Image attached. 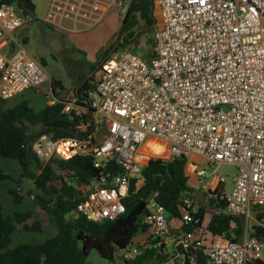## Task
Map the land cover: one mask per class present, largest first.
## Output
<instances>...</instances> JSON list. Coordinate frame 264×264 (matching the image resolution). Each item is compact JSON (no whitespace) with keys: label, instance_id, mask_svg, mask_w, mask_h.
Masks as SVG:
<instances>
[{"label":"built area","instance_id":"obj_1","mask_svg":"<svg viewBox=\"0 0 264 264\" xmlns=\"http://www.w3.org/2000/svg\"><path fill=\"white\" fill-rule=\"evenodd\" d=\"M155 1L162 27L150 56L132 50L111 54L81 102L74 93L56 96L43 62L15 37L34 16L16 3H0V98L10 101L47 84L49 104L62 103L70 134L37 130V156L80 154L91 156L101 169L111 162L120 166L119 172H103L93 181L74 215L97 222L116 219L126 210L132 182L137 188L144 183L142 170L150 159L185 158L186 168L199 179L197 187L210 193L225 186L227 176L207 167L237 166L226 212L250 223L255 219L264 229V217L256 218L264 210V0ZM61 2L66 10L71 0ZM150 137L163 144L166 155L142 152ZM148 207L146 238L123 248L124 260L139 254V245L153 242L175 252L170 263L198 264V249L207 264L264 260V238L251 234L252 223L240 241L214 234L205 244L193 198H184L181 226L172 238L166 208L154 198Z\"/></svg>","mask_w":264,"mask_h":264},{"label":"trees","instance_id":"obj_2","mask_svg":"<svg viewBox=\"0 0 264 264\" xmlns=\"http://www.w3.org/2000/svg\"><path fill=\"white\" fill-rule=\"evenodd\" d=\"M0 3H16L25 13L35 18L36 6L33 0H0ZM137 14L148 25L156 22L153 0H131L121 30L129 31L137 21ZM26 43L25 40H23ZM151 54V53H150ZM150 56V55H149ZM108 58L99 61L102 67ZM45 65V60L43 59ZM97 67V66H96ZM99 69H97L99 71ZM96 77L81 81L74 95L79 102L86 90L95 85ZM52 87L56 96L65 87L61 80L52 78ZM8 100L0 98V161H15L22 169L21 176L32 180L35 188L34 202L47 212L58 228V234L42 242H20L11 247L13 236L22 225L26 230H42L41 222L33 220L30 209L17 210L7 214L2 200V189L8 180L14 177L0 166V264H90L88 257L95 249L103 258L115 262V252L134 242L136 237L149 230L144 216L149 213V200L154 198L162 204L169 215V221L180 220L181 205L185 197L193 198L197 209L196 216L204 226L205 244L214 234H225L233 240H242L245 234V219L226 212L227 192L221 185L214 192L195 189L189 184L185 158L150 159L143 167L144 183L137 188L132 182L129 195L124 199L126 210L113 220L101 222L88 219L85 215H74L79 203L86 199L94 180L102 177L103 172L111 175L120 171L116 162L108 168L97 167L91 156L76 154L69 158L51 157L41 160L33 149V140L37 130L53 133L56 136L70 134L71 122L62 112V103L47 105L36 111L28 100H21L14 106H6ZM17 187L8 189L13 201H23L22 179H15ZM209 198L212 212L204 205H198L199 192ZM202 202V201H201ZM209 214V216H208ZM264 210L258 211L256 218L262 220ZM207 218V219H206ZM182 225V229H189ZM252 235L264 238V229L255 224ZM139 245L140 252L133 259L124 260V264H169L175 252L165 244L155 246ZM198 264H207V258L201 250H195ZM186 259L185 264H189ZM172 264H181L173 261ZM249 264H264L256 259Z\"/></svg>","mask_w":264,"mask_h":264},{"label":"rangeland","instance_id":"obj_3","mask_svg":"<svg viewBox=\"0 0 264 264\" xmlns=\"http://www.w3.org/2000/svg\"><path fill=\"white\" fill-rule=\"evenodd\" d=\"M62 0H33L36 6L35 18L32 17L20 30L15 33L18 40L24 39V47L27 48L35 58L45 60V67L52 78L61 80L65 89L60 91L59 97H71L75 90L80 87L81 81L93 76L97 77L99 61L109 58L111 54H119L125 50H132L147 58L152 47L155 45L157 33L162 27L160 9L154 1V15L156 22L148 23L137 14L136 24L126 32L121 30L123 20L126 16L131 0H84L81 15L73 4L78 5L79 0H73L66 6ZM64 12L65 16L61 14ZM77 16L78 22H77ZM86 21L87 29L78 33L65 29V26L76 25L82 28L81 21ZM22 41V40H21ZM43 62V61H42ZM97 66V67H96ZM52 98L50 87L43 84L37 88H30L13 100L6 102V106H14L21 100H28L31 106L39 111L49 104ZM153 138V137H152ZM150 138V139H152ZM149 142V141H148ZM149 144L155 145L150 142ZM145 151V145L142 147ZM144 163L147 159L143 160ZM0 166L10 173L14 180H8L2 189V200L7 214L17 210L30 209L33 216L28 220L32 223L37 220L42 224V230H26L22 225L18 226L13 236L11 247L20 242H42L58 234V228L51 220L49 214L35 204L33 194L36 191L31 179L21 176L22 169L15 161L2 159ZM200 166L205 167L204 164ZM209 172L215 170L227 176L225 191L230 192L232 188V177L238 168L232 164H216L215 167L208 166ZM190 171V170H189ZM188 171L189 184L198 190L199 179L195 174ZM22 179L23 201L16 204L8 192L10 187H17L15 179ZM207 182V180H206ZM199 192L198 205H204L208 212H212L209 198ZM202 201V202H201ZM209 216V214H208ZM254 224V220L251 221ZM251 223L245 220V230L249 231ZM249 229V230H248ZM245 231V232H246ZM146 233L138 235L141 239ZM136 240V239H135ZM138 241V240H136ZM124 250L117 249L115 262L103 258L95 249L88 257L90 264H124ZM264 254V250H263ZM172 264V263H169Z\"/></svg>","mask_w":264,"mask_h":264},{"label":"crops","instance_id":"obj_4","mask_svg":"<svg viewBox=\"0 0 264 264\" xmlns=\"http://www.w3.org/2000/svg\"><path fill=\"white\" fill-rule=\"evenodd\" d=\"M73 0H71V2H72ZM83 2H84V0H79V3H78V5H76V4H73V6L76 8V10H75V12L76 11H78V14H79V16L81 15V8H79V7H82L83 6ZM82 8H84V7H82ZM79 16H77V22L79 21L78 20V17ZM81 23V25H82V28H79L77 25H76V23H75V26H71V27H68V26H65L64 28L65 29H68L69 31H72V32H75V33H78V32H80L81 30H86L87 29V23L88 22H86V21H81L80 22ZM22 41L24 40V39H21ZM51 78H52V76H51ZM150 138H152V137H150ZM149 140V139H148ZM190 169H189V167H187L186 168V173L188 174V171H189ZM190 176V175H189ZM207 219V218H206ZM255 220V219H254ZM256 224V221H254V225ZM181 226V223H180V221L179 220H177V221H172V223H171V233H170V238H172L175 234H176V230L179 228ZM141 236H143L141 239H138L139 237L137 236L136 237V240H138V241H136V242H143L144 241V239L146 238V234L145 235H141Z\"/></svg>","mask_w":264,"mask_h":264},{"label":"bare ground","instance_id":"obj_5","mask_svg":"<svg viewBox=\"0 0 264 264\" xmlns=\"http://www.w3.org/2000/svg\"><path fill=\"white\" fill-rule=\"evenodd\" d=\"M149 141V142H148ZM147 143L145 144V151L147 155L149 156H164L166 155L165 148L161 142L158 140L152 138L149 139ZM150 142L155 143V145L149 144Z\"/></svg>","mask_w":264,"mask_h":264}]
</instances>
